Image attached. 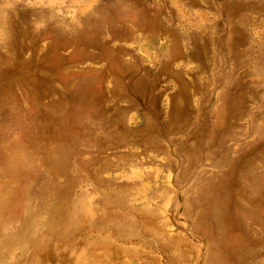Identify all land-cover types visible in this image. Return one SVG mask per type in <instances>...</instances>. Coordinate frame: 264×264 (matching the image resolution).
<instances>
[{
  "label": "rangeland",
  "instance_id": "rangeland-1",
  "mask_svg": "<svg viewBox=\"0 0 264 264\" xmlns=\"http://www.w3.org/2000/svg\"><path fill=\"white\" fill-rule=\"evenodd\" d=\"M0 264H264V0H0Z\"/></svg>",
  "mask_w": 264,
  "mask_h": 264
}]
</instances>
